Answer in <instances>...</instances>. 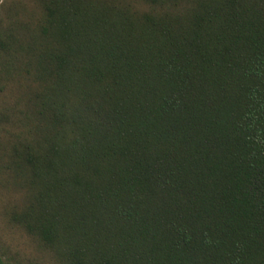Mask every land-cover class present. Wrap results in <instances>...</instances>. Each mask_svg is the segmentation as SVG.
<instances>
[{
	"label": "trees",
	"instance_id": "16d2710c",
	"mask_svg": "<svg viewBox=\"0 0 264 264\" xmlns=\"http://www.w3.org/2000/svg\"><path fill=\"white\" fill-rule=\"evenodd\" d=\"M0 213L54 264H264V0H0Z\"/></svg>",
	"mask_w": 264,
	"mask_h": 264
},
{
	"label": "rangeland",
	"instance_id": "374dc122",
	"mask_svg": "<svg viewBox=\"0 0 264 264\" xmlns=\"http://www.w3.org/2000/svg\"><path fill=\"white\" fill-rule=\"evenodd\" d=\"M0 237L4 245L17 252L23 264H54L49 253L25 230L9 223L0 213ZM1 264V263H0Z\"/></svg>",
	"mask_w": 264,
	"mask_h": 264
}]
</instances>
